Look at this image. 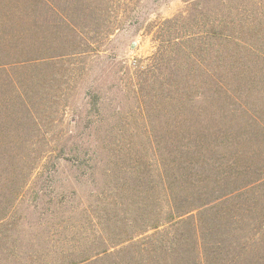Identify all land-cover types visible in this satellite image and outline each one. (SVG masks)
Masks as SVG:
<instances>
[{"label":"rangeland","instance_id":"obj_1","mask_svg":"<svg viewBox=\"0 0 264 264\" xmlns=\"http://www.w3.org/2000/svg\"><path fill=\"white\" fill-rule=\"evenodd\" d=\"M189 2L0 0V213L25 242L105 243L172 163L173 188L195 166L235 191L199 211L227 215L208 245L264 264V0ZM180 15L152 59L150 25Z\"/></svg>","mask_w":264,"mask_h":264},{"label":"trees","instance_id":"obj_2","mask_svg":"<svg viewBox=\"0 0 264 264\" xmlns=\"http://www.w3.org/2000/svg\"><path fill=\"white\" fill-rule=\"evenodd\" d=\"M185 1H190L189 5L202 2ZM179 17L184 18L180 15L150 25L149 31H153L154 39L159 41L152 59H157L167 52L171 57H175L176 52L172 45L177 43L178 33L176 30L172 31V26ZM192 34L196 36V33ZM180 74L182 75V71ZM198 97L201 98V95ZM202 153L192 154L198 155L200 159ZM90 159L96 164L95 157ZM174 166L175 164L165 163L162 167L151 168L152 172L159 170L157 176L160 181H149V187L154 192L160 191V195L152 199L149 207L142 212L132 209V213L129 212L121 226L114 225L109 238L103 237L105 243L101 245L62 249L34 247L31 242H25L21 237L25 236V233L19 230L20 220L14 219L7 223L14 213H0V264H211L212 257L217 260V264H226L224 243L217 241L215 245L210 246L208 237L214 234L215 230L218 231L219 227L222 231L226 230L224 219L227 215L205 216V220H202L201 214L205 212L199 211L212 207L213 203L221 201L223 197L235 191L220 194L218 183L215 181L210 186V182L202 178L203 172L194 165V174L189 173L195 175L197 180L189 181L190 185L185 189L180 185L173 188L172 181L177 175H171ZM150 174L151 177L155 176ZM251 186L247 184L245 189ZM194 210L198 212H193ZM9 225L14 227L9 228ZM108 256H114L115 260H107Z\"/></svg>","mask_w":264,"mask_h":264}]
</instances>
